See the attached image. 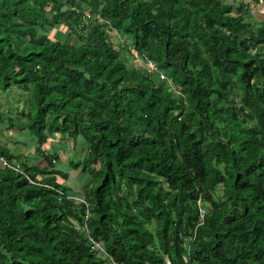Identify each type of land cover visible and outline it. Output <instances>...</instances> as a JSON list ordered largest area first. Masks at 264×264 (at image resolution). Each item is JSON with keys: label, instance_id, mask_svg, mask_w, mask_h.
Returning a JSON list of instances; mask_svg holds the SVG:
<instances>
[{"label": "trees", "instance_id": "obj_1", "mask_svg": "<svg viewBox=\"0 0 264 264\" xmlns=\"http://www.w3.org/2000/svg\"><path fill=\"white\" fill-rule=\"evenodd\" d=\"M0 93L21 105L0 125L45 164L0 141V264H264V19L246 0H0Z\"/></svg>", "mask_w": 264, "mask_h": 264}, {"label": "rangeland", "instance_id": "obj_2", "mask_svg": "<svg viewBox=\"0 0 264 264\" xmlns=\"http://www.w3.org/2000/svg\"><path fill=\"white\" fill-rule=\"evenodd\" d=\"M232 1H235V0H232ZM258 4L259 5L255 6V7L252 6L251 9L254 12L255 17L263 20L264 19V10H263L262 5L264 6V4H260V3H258ZM59 32H61L62 34H66L65 32H67V29H65L62 26H58L55 30L49 32L48 39L53 41L54 39H56V37L57 38H59V37L63 38V36H60L61 34L59 35ZM61 38H59V39H61ZM139 65H140V62H139ZM145 66H146V64H145ZM17 100L18 99L15 96L13 98H11V97L8 98L7 101H6L5 98H3V96L0 93V111H2L3 113H7L8 111H11V113L13 114V112L15 110H17L16 109L17 107L19 109H21V105L19 103L17 104ZM4 125H6L5 122H4ZM30 139H31L30 135L27 134L26 132L25 133H21V132L13 131L11 129L5 128L3 125H0V141L6 142L8 144V147H11V148L13 147L14 150L17 149V150H22L23 152H26L27 149H24L21 145L18 146V144H20V143L17 144L16 142L24 141V143L29 144L30 143ZM44 148L48 149L47 145H45ZM29 150H30V152L35 154V151L33 150V148H31ZM79 154H80V156L83 155L82 152L79 153ZM221 189H222L221 186L217 187V195H220ZM188 241L189 240L186 241V244H187ZM188 246H189V244H188Z\"/></svg>", "mask_w": 264, "mask_h": 264}, {"label": "crops", "instance_id": "obj_3", "mask_svg": "<svg viewBox=\"0 0 264 264\" xmlns=\"http://www.w3.org/2000/svg\"><path fill=\"white\" fill-rule=\"evenodd\" d=\"M247 2H248V4H249V7L250 8H252V6H257V5H259L257 2H255V1H253V0H246ZM262 7H263V10H264V6L262 5ZM251 11H252V9H251ZM258 11V10H257ZM252 14H253V16H254V18H257V17H255V15H254V12L252 11ZM257 19H259V18H257ZM259 20H262V19H259ZM5 144H6V146L8 147V144L6 143V142H4ZM17 144L18 143H20V144H18V146L19 145H21L24 149H27V151L26 152H23L22 150H17V149H13V147L11 148V147H8L10 150H12V151H14L15 153H19L20 155H22V156H24V157H27L28 155H29V157L28 158H30L31 157V159H29V161L30 162H36V164L37 165H40V166H44L45 164H44V162L41 160V159H37V160H35V159H33L32 158V156H34L35 154L34 153H32V152H30V150L29 149H31V148H34V146L32 145V141H30V143L29 144H27V143H25L26 144V146H25V144H24V141H21V142H16ZM34 150V149H33ZM80 150H82L81 148H80ZM81 152H83V151H81ZM65 153H67V152H65ZM84 153V152H83ZM34 154V155H33ZM68 156L69 155V153L68 154H62V155H60V162H61V164L64 166V164L66 163L65 162V158H66V156ZM64 163V164H63ZM3 167V164H2V162H1V160H0V169ZM71 172V173H70ZM69 173H70V175H71V179H72V181L74 182V184H73V186L75 187V190L76 189H78L79 188V190H80V188L82 187V185L86 182L85 181V177L81 174V173H79L78 171H75L74 173H72V171H70ZM59 182H61L60 180H59ZM73 187V188H74Z\"/></svg>", "mask_w": 264, "mask_h": 264}, {"label": "built area", "instance_id": "obj_4", "mask_svg": "<svg viewBox=\"0 0 264 264\" xmlns=\"http://www.w3.org/2000/svg\"><path fill=\"white\" fill-rule=\"evenodd\" d=\"M257 2L258 3H260V4H264V0H257ZM162 77V76H161ZM1 160V162L3 163V166H7V167H10L2 158L0 159ZM13 170H15V171H18L21 175H23V176H25V178L27 179V181H28V183L29 184H34V185H41L40 184V182H34L31 178H29L22 170H19V169H17V168H14V167H11ZM41 186H44V185H41ZM75 200H77V201H80V202H83L84 203V201L83 200H81V199H77V198H75ZM197 206H198V213H199V220H198V223H197V226H199V225H201L202 223H203V217H204V215H205V213H206V211H205V209H204V207L200 204V202H198L197 203ZM85 230H87V227L86 228H84ZM88 239H89V241H90V243L92 244V246L95 248V249H97L99 252H101L103 255H107L106 254V251H105V249L103 248V245L101 244V243H99V242H97L96 240H94L92 237H90V236H88ZM193 239L192 238H190V240L187 242V247H188V244H189V242H191ZM107 259H109V261H108V263H110V264H116L115 262H114V260L110 257V256H108L107 255ZM165 264H171V262H170V260H168V259H166L165 260Z\"/></svg>", "mask_w": 264, "mask_h": 264}]
</instances>
